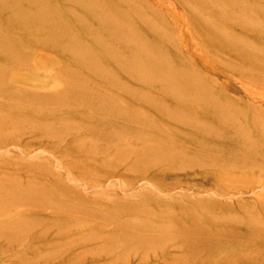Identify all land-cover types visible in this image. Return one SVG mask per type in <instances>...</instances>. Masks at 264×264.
Segmentation results:
<instances>
[{
	"label": "bare ground",
	"instance_id": "6f19581e",
	"mask_svg": "<svg viewBox=\"0 0 264 264\" xmlns=\"http://www.w3.org/2000/svg\"><path fill=\"white\" fill-rule=\"evenodd\" d=\"M8 1L3 0V22L16 34H23L26 29H37L49 36V29L67 28L65 19L43 0H19L28 2L25 8L18 3L10 5ZM70 1L72 6L81 9L82 14H76L75 17L94 45L104 50L107 55L105 62L120 68L123 76L130 81L122 82L113 74L112 77L109 76L110 72L102 66L98 72L102 81L108 83L111 89L116 87L119 90L128 105L121 104L117 99L108 97L92 86L61 79L69 87L68 94L73 101L66 100L62 92H35L29 95L47 105L57 101L60 104L70 103L72 107H82L75 103H79L78 98H82L83 103L87 99L91 102L87 104L89 106L96 105L98 109L94 116L100 124L95 132L103 141V155L108 156L112 150L108 145L115 143L124 131H131L128 134L132 135L144 133L152 138H162L165 132L160 126L161 123L173 126L182 149L152 156L150 150L138 153L139 150L134 151L132 147L126 146L124 152L137 154L135 161L123 157L113 162L112 157H103L100 167L107 171L99 175V180L113 184L122 176L137 175L136 184L125 193L132 194L142 187L159 183L165 188L161 190L162 195L171 197L180 194L182 188L178 187L184 181L198 180L204 185L216 184L219 187L221 184L217 178L220 179L221 176H245L247 171L253 169L264 173V143L259 141L262 139L264 142V94L258 96L260 100L256 103L263 111L252 113L244 112L239 103L246 97L257 96L248 83L239 80L238 84L232 86L229 95L225 98L218 97L214 83L201 76L192 59L184 54L173 36H164L152 26L151 18H145L148 38L131 27L128 15L145 16L141 9L145 0H125L128 5L121 6L123 18L118 17L115 12H108L109 0ZM157 4L162 13L154 10V15L166 19L173 15L184 16V12H188V15L190 13L192 22L207 32L208 37L203 43L215 52L217 60L241 74L251 73L253 80L264 89L263 7L257 9L260 17H256L248 11L242 14L230 13L217 0H157ZM218 22L226 23L228 28L219 26ZM68 38H71L73 44L76 42L75 37ZM41 43L43 42L39 40L32 42L34 50L39 52L34 59L30 55L21 54L16 45L3 35V54L7 58H13L14 63L25 64L32 60L46 68V71L55 73L60 63L53 58L55 55H42ZM53 44H59L64 54L69 48L66 42L53 41ZM75 56L71 54L73 60L81 61ZM88 57L93 58L91 54ZM194 105L203 112L205 118L189 122L187 115ZM235 105L251 121L257 137L233 113L231 107ZM3 121L11 126L15 123V120L5 117ZM181 125L185 129H180ZM33 128L41 129L39 126ZM108 129L114 133H108ZM42 131V136H45V133L52 130L43 127ZM68 147L76 152L90 153V149L84 150L82 144ZM97 153L92 152L89 155ZM162 158L178 159L180 164L160 166L162 163L158 161ZM232 170L244 171L239 175ZM43 175L48 180L56 181L58 194L71 193L69 188L61 185L57 175ZM24 180L21 175H9V172L4 171L3 179H0V191L13 195L15 199L27 203L26 205L47 209L50 215L37 220L46 221L50 227L57 224L69 227L82 222V218L92 220L105 228V231L89 237L91 241H98L97 247L91 248L89 253L100 257L101 254L107 256L104 258L108 259L105 264H255L252 260L253 250L264 249V208L248 202L255 198L264 199L260 197L264 193L257 192L256 188L261 186L264 190V179L249 188L252 194H256V197L249 200H242L240 193L237 201L229 196L220 198L215 203L203 202L198 206L203 211L211 212L213 218L223 224V227L208 225L194 214H191L189 220L185 219L183 214H186L184 211L187 208L180 200L176 201L175 207L154 201L158 210H153L148 205L121 200L114 209L126 216L118 217L107 209L101 210L88 204H76L64 198H55L46 188L33 183L31 179L26 182ZM190 192L195 193V188H191ZM205 193L209 191L206 190ZM251 207L260 211L257 213ZM62 212L66 215H62ZM155 212L162 217L163 223L151 219ZM74 215L77 218H73ZM141 215L146 217L142 218ZM65 216V219H61ZM19 233L6 228L3 229V238L8 245H14L20 237ZM166 244H170V251L161 247ZM227 244L241 246L243 250L220 255L219 250ZM160 249L163 251L158 253ZM140 253L141 261L134 258ZM129 256H132L130 262L126 260ZM49 260L46 253L39 254L35 251L33 259L19 258V263L49 264ZM83 260L85 258L66 256L57 264H79Z\"/></svg>",
	"mask_w": 264,
	"mask_h": 264
},
{
	"label": "rangeland",
	"instance_id": "374dc122",
	"mask_svg": "<svg viewBox=\"0 0 264 264\" xmlns=\"http://www.w3.org/2000/svg\"><path fill=\"white\" fill-rule=\"evenodd\" d=\"M43 1L52 6L65 19L68 23L65 30L49 29V33H51L49 36L44 31L37 29H26L25 33L16 34L3 22V0H0V179H3L4 171L9 172V175H21L22 178H25L24 182L31 179L33 183L46 188L50 192L49 194L55 198H64L76 204H88L101 210L107 209L118 217L126 216L123 212L114 209L119 206L121 200L148 205L153 210H158L157 206H154V201L175 207L176 201L180 200L187 208L184 211L186 214H183L185 219L189 220L191 214H194L196 218L208 225L223 227V224L213 218L211 212L203 211L198 206L203 202L215 203L219 201L218 199H225L229 196L237 201L240 193L242 200H249L256 195L252 194L249 188L260 179H264L263 172L253 169L247 171L245 176L226 178L221 176L220 179L218 177L217 181L219 180L221 184L219 187H216V184L204 185L198 180L184 181L178 187L182 188L179 191L180 194L171 197L162 195L161 190L165 188L159 183L142 187L132 194L125 193L134 187L137 175L122 176L113 184L99 180V175H103L107 171L100 167L103 157H112L113 162L114 160L119 161L123 157L135 161L137 154L124 152L126 146L132 147L134 151L139 150L138 153L142 150H150L152 156L174 150L182 151L173 126L160 124L165 132V136L162 138H152L144 133H133L132 135L128 134L132 133L131 131H124L115 143L108 145L112 150L107 156L101 153L104 144L95 132V128L100 124L94 116V112L98 109L96 105L89 106L87 104H91V102L86 99L83 103L82 98L77 99L79 103L75 102L82 107H72L70 103L60 104L57 101L47 105L41 103L40 99L29 95L35 92L49 94L62 92L66 100L73 101V98L68 94L69 87L65 83V81H69L70 83L92 86L108 97L117 99L121 104L128 105L119 94V90L116 87L114 90L111 89L109 84L103 82L98 75L102 66L110 72L109 76L112 77L113 74L122 82L130 83L123 76L120 68L105 62L107 55L104 50L94 45L83 26L77 21L75 15L80 16L81 9L72 6L70 0ZM109 1L108 12L111 14L115 12L118 17L123 18L121 6H127L128 3L125 0ZM174 1L176 2V0ZM217 2L230 13L239 12L242 14L244 11H248L256 17H260L257 9L260 7L264 9V2L259 0H217ZM16 3L24 8L28 6V2L8 1L10 5ZM141 9L145 16L130 14L127 17L131 20L130 25L134 30L148 38L145 18H151L152 26H155L164 36L165 34L173 36L184 54L192 59L193 65L201 73V76L214 83L215 94L218 97L225 98L231 93L232 86L241 80L250 84L257 94L256 97H246L245 100H241L243 103L239 101L242 110L246 113L263 111L262 108L256 106V103L260 100L258 96L264 94V89L253 80L251 73L241 74L217 60L215 52L203 43L208 37L207 32L200 25L192 22L190 18L193 17L190 13L188 15V12H184V16L173 15L172 18L167 19L154 15V10L162 13L157 0H145ZM78 18L83 20L82 17ZM218 25L228 28L226 23L218 22ZM3 35L16 45L21 54L30 55L34 59L39 55V52L34 50L32 42L35 40L43 42L41 43L43 46L42 55H55L56 57L53 56V58L60 63L56 72L50 73L38 62L35 64L32 60L25 64L14 63L13 58H7L3 54ZM68 36L75 37L76 42L73 44ZM232 36L235 35L232 34ZM53 41L68 43L69 48L66 52L68 56L64 54L61 46L53 44ZM79 44L80 46H77ZM159 45H161L160 42ZM71 54L76 55L75 58L79 57L81 61L73 60ZM89 54L93 56L92 59L88 57ZM253 75L259 76L258 74ZM60 79L65 81L62 82ZM231 97L236 101L235 97ZM231 109L244 123L246 129L254 137H257V132L246 115L240 112L236 105ZM86 115L91 117L87 118ZM4 117L8 120H15L14 125L11 126L4 122ZM187 117L189 122L205 118L203 112L197 109L196 105L192 107ZM34 126H39L41 129H34ZM43 127H48L52 131L44 132L45 136H42ZM180 129H185V127L181 125ZM107 132L114 133L110 129ZM259 141L264 143L262 139ZM73 144H82L84 150L90 149V153H98L89 155L90 153L87 152H76L68 147ZM91 149H93L92 152ZM160 160L158 161L162 163L160 166L180 164L178 159L162 158ZM243 171L232 170L239 175ZM46 173L57 175L61 185L69 188L71 193L68 195L58 194L56 181L46 179L43 175ZM260 187H256L257 192L264 193ZM191 188H195L196 192H190ZM206 190L209 193H205ZM260 197L264 196L260 195ZM248 202L258 205L259 208H264V199L255 198ZM26 204L15 199L13 195H7L0 191V264H20L19 258L33 259L35 251L39 254L46 253L50 257L49 264H57L66 256L85 258L79 264H105L108 261V259H104L107 258L105 255L101 254L102 257H100L89 253V250L97 247L98 244V241H91L89 237L92 234L105 231V228L92 220L82 218L80 219L82 222L69 227H65L63 224L50 227L46 221L37 220L50 215L47 209L35 208ZM251 209L257 213L260 211L252 207ZM224 214L225 212H223ZM62 215L66 214L62 212ZM72 217L77 218L75 215ZM141 217L145 218L146 216L141 215ZM65 218L66 216L61 217V219ZM151 219L154 222L163 223L162 217L156 212L151 216ZM167 221L165 220V222ZM6 228L20 232L16 244L8 245L6 239L3 238V229ZM161 247L167 251L171 250L170 244L161 245ZM238 249L243 250L241 246L227 244L219 252L220 255H224ZM162 251L160 249L157 252L161 253ZM252 254L255 264H264V249L253 250ZM141 255L142 253L134 258L141 261ZM126 260L130 262L132 256L126 257Z\"/></svg>",
	"mask_w": 264,
	"mask_h": 264
}]
</instances>
